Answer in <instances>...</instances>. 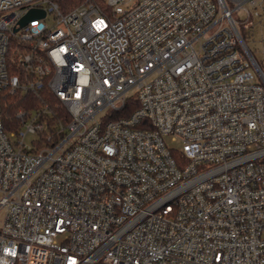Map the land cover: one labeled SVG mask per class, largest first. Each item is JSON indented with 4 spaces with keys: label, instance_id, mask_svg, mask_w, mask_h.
<instances>
[{
    "label": "built area",
    "instance_id": "2783aa9c",
    "mask_svg": "<svg viewBox=\"0 0 264 264\" xmlns=\"http://www.w3.org/2000/svg\"><path fill=\"white\" fill-rule=\"evenodd\" d=\"M258 7L0 0V264H264Z\"/></svg>",
    "mask_w": 264,
    "mask_h": 264
},
{
    "label": "rangeland",
    "instance_id": "374dc122",
    "mask_svg": "<svg viewBox=\"0 0 264 264\" xmlns=\"http://www.w3.org/2000/svg\"><path fill=\"white\" fill-rule=\"evenodd\" d=\"M260 14L252 18L253 26L245 29L242 25H239V28L242 34L246 37V44L254 55L258 67L264 74V8L258 7ZM236 18L245 19V16L240 13H235ZM49 22V18L47 19ZM33 138L32 134H27L25 136V142L30 143V140Z\"/></svg>",
    "mask_w": 264,
    "mask_h": 264
},
{
    "label": "trees",
    "instance_id": "16d2710c",
    "mask_svg": "<svg viewBox=\"0 0 264 264\" xmlns=\"http://www.w3.org/2000/svg\"><path fill=\"white\" fill-rule=\"evenodd\" d=\"M58 5L62 11H67L79 4L82 0H56ZM243 39L245 40V36L242 34ZM38 98L33 95H20L19 93L7 94L5 104L2 109L3 113V122L4 126L10 127L12 126V122H15L14 113L18 107H23L26 109H31L39 105ZM134 106L126 108L124 114L129 113Z\"/></svg>",
    "mask_w": 264,
    "mask_h": 264
},
{
    "label": "water",
    "instance_id": "95a60500",
    "mask_svg": "<svg viewBox=\"0 0 264 264\" xmlns=\"http://www.w3.org/2000/svg\"><path fill=\"white\" fill-rule=\"evenodd\" d=\"M44 15V11L41 9H31L29 10L20 20V25H24L29 19L34 17H42ZM252 60L254 62V59L252 57ZM254 65L257 67L258 72H261L258 65L254 62ZM264 80L263 74H261Z\"/></svg>",
    "mask_w": 264,
    "mask_h": 264
}]
</instances>
